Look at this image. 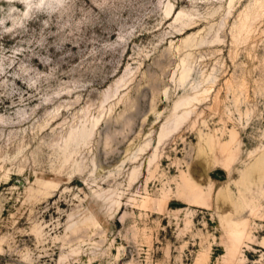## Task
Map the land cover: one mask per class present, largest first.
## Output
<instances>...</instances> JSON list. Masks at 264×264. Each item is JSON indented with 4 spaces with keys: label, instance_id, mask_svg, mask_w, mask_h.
<instances>
[{
    "label": "rangeland",
    "instance_id": "obj_1",
    "mask_svg": "<svg viewBox=\"0 0 264 264\" xmlns=\"http://www.w3.org/2000/svg\"><path fill=\"white\" fill-rule=\"evenodd\" d=\"M0 264H264V0H0Z\"/></svg>",
    "mask_w": 264,
    "mask_h": 264
},
{
    "label": "bare ground",
    "instance_id": "obj_2",
    "mask_svg": "<svg viewBox=\"0 0 264 264\" xmlns=\"http://www.w3.org/2000/svg\"><path fill=\"white\" fill-rule=\"evenodd\" d=\"M256 177L255 173H253V179Z\"/></svg>",
    "mask_w": 264,
    "mask_h": 264
}]
</instances>
